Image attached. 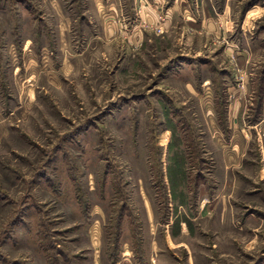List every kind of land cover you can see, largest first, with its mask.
Here are the masks:
<instances>
[{"label": "rangeland", "instance_id": "obj_1", "mask_svg": "<svg viewBox=\"0 0 264 264\" xmlns=\"http://www.w3.org/2000/svg\"><path fill=\"white\" fill-rule=\"evenodd\" d=\"M0 264H264V0H0Z\"/></svg>", "mask_w": 264, "mask_h": 264}, {"label": "crops", "instance_id": "obj_2", "mask_svg": "<svg viewBox=\"0 0 264 264\" xmlns=\"http://www.w3.org/2000/svg\"><path fill=\"white\" fill-rule=\"evenodd\" d=\"M146 10H148V11L152 10V11H153V9L149 8L148 6L145 8V11H146ZM154 11H155V9H154ZM124 252H126V251H124ZM123 254H124V253H123Z\"/></svg>", "mask_w": 264, "mask_h": 264}, {"label": "trees", "instance_id": "obj_3", "mask_svg": "<svg viewBox=\"0 0 264 264\" xmlns=\"http://www.w3.org/2000/svg\"><path fill=\"white\" fill-rule=\"evenodd\" d=\"M201 178V177H200ZM199 181L198 182H200L202 179H198ZM119 229H120V224H118V229H117V231H118V234H119Z\"/></svg>", "mask_w": 264, "mask_h": 264}, {"label": "bare ground", "instance_id": "obj_4", "mask_svg": "<svg viewBox=\"0 0 264 264\" xmlns=\"http://www.w3.org/2000/svg\"><path fill=\"white\" fill-rule=\"evenodd\" d=\"M124 254H126V252Z\"/></svg>", "mask_w": 264, "mask_h": 264}]
</instances>
